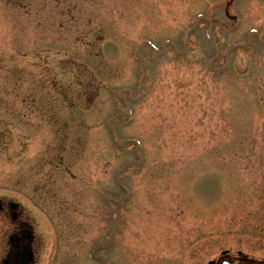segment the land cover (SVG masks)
<instances>
[{"label": "rangeland", "instance_id": "obj_1", "mask_svg": "<svg viewBox=\"0 0 264 264\" xmlns=\"http://www.w3.org/2000/svg\"><path fill=\"white\" fill-rule=\"evenodd\" d=\"M168 40L184 53L156 54ZM143 41L113 126L144 162L116 219L103 193L138 152L106 122ZM263 42L264 0H0V195L35 222L38 261L100 264L102 244L107 264L263 263Z\"/></svg>", "mask_w": 264, "mask_h": 264}, {"label": "water", "instance_id": "obj_2", "mask_svg": "<svg viewBox=\"0 0 264 264\" xmlns=\"http://www.w3.org/2000/svg\"><path fill=\"white\" fill-rule=\"evenodd\" d=\"M200 19H206L207 21H209L212 24V21H211L210 17L204 16V15H200L197 18L196 23ZM209 33L211 34V29L209 30ZM250 42H251V38H250L249 43ZM232 47H233V45L230 46V48H232ZM156 51H157L158 54L162 55L164 53V51H165V47L162 50H156ZM176 51L179 54H181L184 50H180V49L176 48ZM137 55L140 58V60L142 61L143 57H142V54L140 52V49L137 51ZM217 56H218V52L216 54V57ZM125 91L126 90H124V89H118L115 92V96L120 98V99H124L125 98V96H124V92ZM129 92L131 93L130 99L132 101H135L137 97L133 96L131 91H129ZM131 112H132L131 107L129 105H127L126 108L121 110V111H119L114 118H119V117H123V116H129L131 114ZM114 118H111V119H109L107 121V124H108L109 128H111V129L113 128L112 127V122H113ZM126 142H127V140L117 141V145L118 146H123ZM137 144L139 145L138 142H137ZM141 163H142V158H141V156H139L138 160H133V159L128 160L125 163L124 168H128V167H131V166H134V165H139ZM114 193H119V191H114ZM105 198L106 199L109 198L107 196V194H105ZM0 208H1V205H0ZM25 232H26V235L28 236V231H25ZM10 240H11L13 246H14V249L11 251L9 257L6 259V263L7 264H29L31 262V260L33 259V257H34L33 250L31 248V242L29 241L25 245L21 246L20 239L18 238L17 235H12L10 237ZM99 247H100V245L96 246L95 250L98 249ZM95 250L92 252V256H94V257H96L95 256ZM98 259L101 260L102 264H105V262H106L105 258H103L102 256H98ZM221 264H233V263H231V262H229L227 260H223L221 262ZM255 264H264V262L263 263H255Z\"/></svg>", "mask_w": 264, "mask_h": 264}, {"label": "flooded vegetation", "instance_id": "obj_3", "mask_svg": "<svg viewBox=\"0 0 264 264\" xmlns=\"http://www.w3.org/2000/svg\"><path fill=\"white\" fill-rule=\"evenodd\" d=\"M113 201L109 202L112 203ZM115 201H117V199ZM0 203L2 205V209H0L1 228L4 230L5 226L8 225L7 222H9L10 226H12L11 234H16L19 236L21 245L29 241V238L24 234L25 229H29L32 241V249L34 251L35 259H37L36 242L39 234L37 232L35 222L32 221V217L25 212V208L18 200L12 198L7 199L4 196L0 195ZM10 248L11 245L8 242V251L10 250ZM7 253L5 252V254L3 255L2 259L0 260V264H6L4 262V259Z\"/></svg>", "mask_w": 264, "mask_h": 264}]
</instances>
